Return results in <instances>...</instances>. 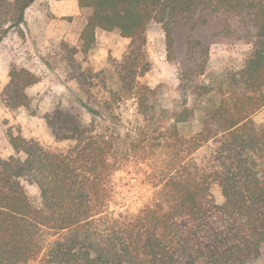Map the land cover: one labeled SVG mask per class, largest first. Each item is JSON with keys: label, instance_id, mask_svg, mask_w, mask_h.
Segmentation results:
<instances>
[{"label": "trees", "instance_id": "obj_1", "mask_svg": "<svg viewBox=\"0 0 264 264\" xmlns=\"http://www.w3.org/2000/svg\"><path fill=\"white\" fill-rule=\"evenodd\" d=\"M32 1L0 0V24L22 23ZM77 3L90 10L78 51L94 46L97 30L130 39L115 62L119 87L103 88L101 99L85 88L94 101L85 105L89 120H69L62 132L51 124L57 140L71 142L65 148L7 132L13 153L0 157V264H253L264 251V124L253 119L264 107V0ZM228 15L233 24L215 33L235 32L252 49L238 68L194 82L193 94L216 100L203 108L199 127L183 134L195 123V107L166 109L158 89L139 81L150 64L147 27L164 25L169 51L174 27L195 32ZM188 41L200 46L195 66L203 75L215 40ZM8 76L1 99L27 107L26 89L37 77L16 66ZM126 99L136 103L131 124L119 111ZM117 172H133L134 185L116 181Z\"/></svg>", "mask_w": 264, "mask_h": 264}, {"label": "rangeland", "instance_id": "obj_2", "mask_svg": "<svg viewBox=\"0 0 264 264\" xmlns=\"http://www.w3.org/2000/svg\"><path fill=\"white\" fill-rule=\"evenodd\" d=\"M89 13V9L79 7L77 0H33L24 11L22 23L17 26L0 24V157L7 158L13 153L8 131L37 139L45 146L67 147L71 142L57 140L52 125L62 132L69 120H89L85 105L94 101L84 95L85 88H90L93 99L105 96L103 88L118 89L115 62L121 60L130 39L116 31L97 30L94 46L85 54L78 51L80 32ZM233 18L231 15L222 17L211 28L195 32L189 27H174L169 51L164 25L153 21L147 27L145 50L150 64L139 81L158 89V101L166 109L195 107V123L182 127L183 134H190L199 127L203 108L216 100V97L193 94L194 82H204L210 74L218 76L238 68L252 49V41L238 39L235 32L224 29L215 33L223 23L233 24ZM194 37L202 41L210 37L215 40L208 48L203 75H196L198 68L195 66L200 60V46L188 45V40ZM13 66L24 67L37 77V82L26 89L27 107L11 108L1 99ZM85 70L93 72L91 78H84ZM119 111L126 124L135 122L138 117L134 99L122 101ZM255 122L264 124L263 119ZM206 151V148L200 149L197 156L202 158ZM134 177L133 172L116 173V181L120 184L134 185ZM27 189L32 197L38 196L35 186L28 185ZM120 189L124 191L123 196L130 197L128 188L122 186ZM212 193L217 202L222 201L217 186H213ZM263 263L264 251L253 264Z\"/></svg>", "mask_w": 264, "mask_h": 264}, {"label": "crops", "instance_id": "obj_3", "mask_svg": "<svg viewBox=\"0 0 264 264\" xmlns=\"http://www.w3.org/2000/svg\"><path fill=\"white\" fill-rule=\"evenodd\" d=\"M253 119H254V121H256L257 119H259V120L263 119L264 120V107L253 115Z\"/></svg>", "mask_w": 264, "mask_h": 264}]
</instances>
